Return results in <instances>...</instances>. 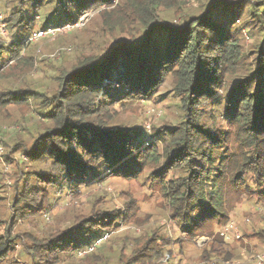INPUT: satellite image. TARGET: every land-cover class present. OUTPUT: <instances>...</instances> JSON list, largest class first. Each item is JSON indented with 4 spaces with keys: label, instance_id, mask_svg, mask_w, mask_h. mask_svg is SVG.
I'll return each instance as SVG.
<instances>
[{
    "label": "trees",
    "instance_id": "1",
    "mask_svg": "<svg viewBox=\"0 0 264 264\" xmlns=\"http://www.w3.org/2000/svg\"><path fill=\"white\" fill-rule=\"evenodd\" d=\"M191 2L12 1V13L4 18L7 28L32 32L28 15L35 9L45 20L61 18L57 26L98 11L82 31L99 27L113 42L96 55L76 49V61L57 69L56 88L47 93L0 85L1 119L14 117L22 124L32 112L39 117L31 129L24 128L28 140L17 135L12 145L0 132V143L17 148L30 167L13 180L9 194L0 195V264H16L17 258L26 264H172L174 240L158 229L134 239L126 236L124 247L113 249L112 243L121 240L119 228L135 223L138 206L130 199L124 200L123 211L93 207L67 227L35 232L58 199L77 196L102 176L136 180L142 175L183 236L175 245L206 236L211 244L200 264H211V256L213 264L233 260L210 226L228 220L229 190L251 186L264 204V0H202L194 13ZM165 11L178 22L167 21ZM241 20L261 37L248 69L236 35ZM26 48L25 39L9 46L0 42V84L36 70L37 61L24 54ZM166 79L182 115L175 126L151 127L145 143L143 131L120 122L117 109L148 100ZM252 236L264 244V230Z\"/></svg>",
    "mask_w": 264,
    "mask_h": 264
},
{
    "label": "rangeland",
    "instance_id": "2",
    "mask_svg": "<svg viewBox=\"0 0 264 264\" xmlns=\"http://www.w3.org/2000/svg\"><path fill=\"white\" fill-rule=\"evenodd\" d=\"M12 1L14 0H0V42L9 46L15 40L25 39L27 48L24 54L34 58L37 61V66L36 70L25 79L20 78L10 83L0 84L3 89L12 91L24 88L27 90L37 89L40 92L45 91L47 93V88H56L54 79L59 75L57 69L67 67L76 61V49L88 56L101 54L112 45L113 40L111 37L108 33L103 36L99 27L94 28L95 30L93 29L89 34H84L82 31L83 27L98 11H93L81 17L71 25L69 30L62 29L54 35L32 39L33 33L42 31L41 27L45 23H47L45 29L50 28L53 30L60 27L56 24H62L64 21L56 16L45 20L46 15L41 13L40 9H35L28 15L34 26L32 32H27L24 28H7L4 18L12 13ZM201 2L202 0H192L190 11L194 13ZM26 9L31 11L32 8L27 7ZM163 16L169 22H178L171 11H165ZM236 26L239 27L236 35L247 56L243 64L248 69L253 67L255 56L253 53L257 51L256 47H258L261 37L256 29L253 30L252 28L250 30L243 27L242 20ZM123 106V108L118 107L117 109L120 122L130 128H140L145 135L143 141L145 143L150 140L148 135L151 127L175 126L182 115L178 98L172 92L170 79H166L163 85L148 100L124 104ZM11 113H15V110ZM25 118L27 122L23 121L22 124L14 117L11 121L0 118V132L4 134L6 143L11 142L14 145L17 135L21 137L18 139L24 137L28 140L30 138L24 128L31 129L35 124L33 120L39 117L32 112V114L26 115ZM217 120L222 127L226 128V121L223 118L217 115ZM13 148L14 150L0 143V195L2 196L11 192L13 180L18 177V174L30 171L25 157L18 152L17 148L14 146ZM126 199L133 201L138 209L136 219L133 220L135 223L131 222L121 226L116 233L117 237L121 238L120 241L126 236L129 239H134L151 229H158L161 234L174 240L172 264H200L202 251L208 250L211 243L208 242L206 236H201L194 241L183 240L181 247L175 245V240L183 236L179 233L175 224L169 221L158 191L150 186L145 175L136 180L100 177V180L94 184H88L87 188L78 193L77 196L58 199L54 211L50 216H46L43 222L36 225L35 232L41 235L49 228L67 227L74 217L89 213L93 207L105 211H123L124 200ZM226 211L228 216L226 223L232 221L240 231L242 239L237 242L224 241L222 247L233 253L234 258L231 261L250 264L249 261H251L252 255L264 252V244L252 236L260 230H264V204L257 200L256 194L250 186L242 192L235 193L231 190L227 192ZM1 212L2 209L0 208ZM222 226H214V229L210 226L212 235L217 234ZM2 234L3 231L1 230L0 235ZM120 241L112 243L113 249L120 250L124 247L122 246L123 241ZM127 247L129 248L130 245L127 244ZM20 248L17 245L15 249L19 251ZM83 255L84 253L79 254L78 259L82 258ZM215 261V257L211 256V264ZM231 261H221L219 264ZM15 263L26 264L19 258L16 259Z\"/></svg>",
    "mask_w": 264,
    "mask_h": 264
},
{
    "label": "built area",
    "instance_id": "3",
    "mask_svg": "<svg viewBox=\"0 0 264 264\" xmlns=\"http://www.w3.org/2000/svg\"><path fill=\"white\" fill-rule=\"evenodd\" d=\"M70 28H71V25L69 24L62 25L58 29H53V30H51L50 28H47L42 31L33 33L32 39H40L48 35H54L56 34L57 31H60L62 29L69 30ZM217 235L221 237L224 241L232 240V241L237 242L242 239L240 231L237 229V226L232 221H228L225 225H223L220 228V230L217 232ZM249 263L250 264H264V252L256 254V255H252L251 261H249ZM224 264H241V263H238L237 261H231V262H226Z\"/></svg>",
    "mask_w": 264,
    "mask_h": 264
}]
</instances>
